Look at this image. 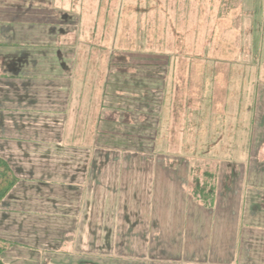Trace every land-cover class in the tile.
<instances>
[{
	"label": "rangeland",
	"instance_id": "rangeland-1",
	"mask_svg": "<svg viewBox=\"0 0 264 264\" xmlns=\"http://www.w3.org/2000/svg\"><path fill=\"white\" fill-rule=\"evenodd\" d=\"M72 7L64 12L81 16L58 27L66 32L60 47L70 68L60 79L73 88L67 96L60 90L58 116H43L40 124L58 119L63 144L90 147L67 170L89 179L91 245L84 260L157 264L173 250L159 218L169 196L186 193L187 204L204 210L237 200L228 196L234 170L222 163L232 152L227 134L246 130L252 109L259 113L252 156L261 150L264 157V0H75ZM233 141L241 160L242 138ZM203 187L205 201L215 198L206 206L198 199Z\"/></svg>",
	"mask_w": 264,
	"mask_h": 264
},
{
	"label": "crops",
	"instance_id": "crops-1",
	"mask_svg": "<svg viewBox=\"0 0 264 264\" xmlns=\"http://www.w3.org/2000/svg\"><path fill=\"white\" fill-rule=\"evenodd\" d=\"M72 6L75 0H0V154L19 177L0 211V237L11 244L2 256L6 264H76L75 258L78 264H90L88 256L84 260L91 245L89 179L67 172L77 152L89 154L90 147L63 144L58 119L53 126L40 124L43 116H58L53 108L60 90L67 96L73 88L72 81L60 79L70 68L68 53L60 47V33L66 32L58 27L72 22L76 12H64ZM254 100L260 111L261 103ZM251 112L246 130L227 134L232 140L225 147L229 143L232 152L222 163L234 170L228 196L237 200L230 208L204 210L187 204L186 193L183 198L180 192L170 194L157 216L173 253L157 264H264V157L261 150L256 159L252 156V121L259 113ZM235 136L245 147L241 160L233 148ZM123 194L120 200L127 199ZM123 213L118 232H124ZM219 213L225 223L219 222Z\"/></svg>",
	"mask_w": 264,
	"mask_h": 264
},
{
	"label": "trees",
	"instance_id": "trees-1",
	"mask_svg": "<svg viewBox=\"0 0 264 264\" xmlns=\"http://www.w3.org/2000/svg\"><path fill=\"white\" fill-rule=\"evenodd\" d=\"M207 178H210L209 175ZM18 183H19V177L15 173L13 167L10 165V163L6 159L0 156V206L8 198V196L11 194L14 188L18 185ZM204 189L205 187L201 189V193H203L205 196L201 195V193L198 192L199 197H200V198L198 197V199L202 201L204 204L207 201L213 203V199L215 198H211V199L209 198V200L205 201L206 197L208 199V196L210 194L209 193L205 194L206 191ZM7 244H8L7 242L0 239V264H5L2 260V254L5 251Z\"/></svg>",
	"mask_w": 264,
	"mask_h": 264
}]
</instances>
